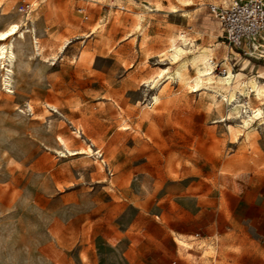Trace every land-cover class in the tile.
Wrapping results in <instances>:
<instances>
[{
  "label": "rangeland",
  "instance_id": "rangeland-1",
  "mask_svg": "<svg viewBox=\"0 0 264 264\" xmlns=\"http://www.w3.org/2000/svg\"><path fill=\"white\" fill-rule=\"evenodd\" d=\"M227 1L0 0V264H264V39Z\"/></svg>",
  "mask_w": 264,
  "mask_h": 264
},
{
  "label": "built area",
  "instance_id": "built-area-1",
  "mask_svg": "<svg viewBox=\"0 0 264 264\" xmlns=\"http://www.w3.org/2000/svg\"><path fill=\"white\" fill-rule=\"evenodd\" d=\"M211 14L219 19L224 36L232 47L255 51L264 39V0H228L207 3Z\"/></svg>",
  "mask_w": 264,
  "mask_h": 264
},
{
  "label": "bare ground",
  "instance_id": "bare-ground-1",
  "mask_svg": "<svg viewBox=\"0 0 264 264\" xmlns=\"http://www.w3.org/2000/svg\"><path fill=\"white\" fill-rule=\"evenodd\" d=\"M13 27H15L17 29V31H19L20 34H23V31L19 30V24L16 22H13L11 24L8 25V27L3 30L0 31V35L5 36V39L9 36L12 35H7L8 33L12 32ZM179 36H182V32H180ZM12 42H9L7 44H2L0 45V55L1 56H6V58L8 59V62L11 63L13 58H14V53L12 51ZM183 49L177 45H173V55L177 56ZM3 62V61H2ZM190 62L191 65L196 67V69L198 70V74H196L193 78L192 81L194 82V85H198L200 83V80L204 77L207 80L212 79V68H213V64L212 61L210 60V57L208 55V53H206L205 51H199L195 54H193L190 58ZM224 62V61H223ZM202 64L203 66V70H199V65ZM225 64V63H224ZM6 70V69H5ZM228 71L230 73V70L228 68ZM219 80V79H218ZM256 86V81L252 80L251 81V87L254 88ZM220 88H224L223 86H217L213 88V94H212V98L215 101V94H217V92L219 91ZM225 89V88H224ZM238 89V88H237ZM240 90V89H238ZM262 88H259V92H262ZM221 96H225L224 94L220 93ZM156 99L154 98V101ZM228 102H230L232 108L234 109L237 105L240 106L241 105V100L238 99V94L236 93V91L234 92H228V98H227ZM237 111V110H236Z\"/></svg>",
  "mask_w": 264,
  "mask_h": 264
},
{
  "label": "snow or ice",
  "instance_id": "snow-or-ice-1",
  "mask_svg": "<svg viewBox=\"0 0 264 264\" xmlns=\"http://www.w3.org/2000/svg\"><path fill=\"white\" fill-rule=\"evenodd\" d=\"M17 29L15 27H13L12 32L8 33L7 35H12L13 33H16ZM5 39V36L0 35V41H3Z\"/></svg>",
  "mask_w": 264,
  "mask_h": 264
}]
</instances>
